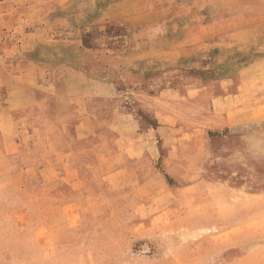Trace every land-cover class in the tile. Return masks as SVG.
Returning <instances> with one entry per match:
<instances>
[{
	"label": "crops",
	"instance_id": "crops-1",
	"mask_svg": "<svg viewBox=\"0 0 264 264\" xmlns=\"http://www.w3.org/2000/svg\"><path fill=\"white\" fill-rule=\"evenodd\" d=\"M76 1L35 0L28 5L29 10L38 11L31 14L34 26L27 28L29 22L21 18L18 27L25 38L24 52L30 51L26 47L42 50L35 60L25 59L22 80H79L67 84L65 95L73 106L79 105V111L74 107L70 112L64 131L85 138L63 146L68 156L55 163L67 164L68 174L75 178L74 188L93 198L82 210L83 217L84 213L96 217L111 213V228L129 230L120 240L121 245L127 244L126 254L142 264H188L199 259L204 246L219 250L235 245L233 239L221 244L219 238L200 236L198 231L237 227L231 198L240 189L231 183L233 174L211 176L207 163L213 157L227 163L247 161L246 102L237 105L234 99L236 94L246 97L247 90L259 91L264 99V28L247 24L246 0L240 13H224V0H211L210 15L203 9L182 12L185 27L194 20L206 25L199 24L196 30L181 28L176 35L167 29L149 30L155 17L165 12V8L153 12L154 1L89 0L100 8L94 16L78 14ZM237 3L228 0L229 10ZM238 20L243 24H237ZM115 22L144 26L138 34L136 30L127 33V38L132 41L139 35L145 46L136 39L127 50L112 47L107 38L121 36L107 34L105 27L99 29L96 40L88 42L93 25ZM189 53L198 58L197 68L211 69L213 75L209 80H180L175 85L180 90H175L156 67L163 74L187 68L186 61L174 58ZM38 68L42 70L33 79L31 70ZM189 85L187 95L210 98L211 105L195 113L210 124L183 123L182 117L189 114L181 109L173 120L167 103L173 95L181 98L180 91ZM210 129L237 135L215 145L207 139ZM172 133L177 137L172 138ZM241 134L243 142L232 140ZM219 197L227 205H220ZM242 212L245 217L246 210ZM133 245L141 247L133 250Z\"/></svg>",
	"mask_w": 264,
	"mask_h": 264
},
{
	"label": "rangeland",
	"instance_id": "rangeland-1",
	"mask_svg": "<svg viewBox=\"0 0 264 264\" xmlns=\"http://www.w3.org/2000/svg\"><path fill=\"white\" fill-rule=\"evenodd\" d=\"M151 1L156 2L153 12H161L163 8L165 12L162 17H155L149 30L167 29L173 35L181 28L196 30L199 24L206 25L194 20L185 27L181 20L183 15L180 16L182 12L203 9L205 14L212 13L211 0ZM203 1L209 4L204 5ZM239 1L240 5L237 3L229 10L228 0H224L221 4L224 13L242 12L239 9L244 3L243 0H236ZM31 2L35 3V0H0V264H142L126 254L127 244L121 245L120 240L129 230L111 228V213L97 217L84 213L86 216L83 217L82 210L93 202V198L85 197L74 188L75 178L68 174L67 164L55 163L58 158L62 160L68 156L63 146L85 138H82L83 134L79 137V134L64 131L73 114L70 112L74 107L79 111V105L73 106L65 95L69 91L67 84L78 83L79 80H22L25 59L31 57L35 60L36 55L42 53L37 47H26L30 51L24 52L25 38L18 27L21 18L29 22L27 28L34 26L31 14L38 11L33 8L29 10ZM76 2L78 14L86 12L94 16V12L100 10L99 5H90L89 0ZM64 5L67 6V3ZM245 5L247 24L264 28V0H246ZM167 15L171 20L165 19ZM243 22L236 21L239 25ZM99 25L92 26L88 42L96 40V34L103 27L107 34L121 36L119 39L107 38L112 47L118 45L123 46L120 49L127 50L133 45V40L137 39L138 43L145 41L139 35L132 41L127 38V33L132 34L135 30L139 33L144 27L140 23ZM142 46H145V42H142ZM54 49L48 46V50ZM197 59L196 55L189 53L188 57L174 58L176 62L186 61L187 68L178 67L166 74H163V69L156 67V70L163 80H171L173 89L178 90V85H175L180 80H209L212 77L211 69L197 68ZM203 59L211 60L208 57ZM41 70L33 69L29 74L36 79ZM234 87L243 89L242 85ZM246 88L250 89L251 86ZM190 90L189 85L180 91L183 94L181 98L173 95L171 102L167 103L175 115L173 120L178 119L176 112L181 109L184 114H189L182 117L183 123L189 126H201L202 121L210 124L209 120L195 115L197 110L211 105L210 98L187 95ZM259 96V91L247 90L246 97H237L236 94L234 99L237 105L246 102L247 161L236 159L235 163H227L213 157L207 163L211 176H214L213 173L221 174L220 177L233 174L231 183L240 189L231 198L236 205L237 227L231 230L206 228L198 231V235L219 238L221 244L233 239L236 244L221 246L219 250L211 244L204 246L199 259L188 264H264V99ZM177 135L172 133L171 137ZM230 135L237 133H230L227 129L221 132L210 129L207 139L217 145L230 140ZM243 135L232 140L243 142ZM108 136L111 139L113 134ZM218 200L220 205H227L226 199L219 197ZM195 234L193 232L191 235ZM140 247L133 245L132 248L139 250Z\"/></svg>",
	"mask_w": 264,
	"mask_h": 264
}]
</instances>
